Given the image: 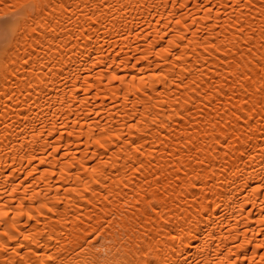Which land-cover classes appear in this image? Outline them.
<instances>
[{"label":"bare ground","instance_id":"6f19581e","mask_svg":"<svg viewBox=\"0 0 264 264\" xmlns=\"http://www.w3.org/2000/svg\"><path fill=\"white\" fill-rule=\"evenodd\" d=\"M0 264H264V2L0 0Z\"/></svg>","mask_w":264,"mask_h":264},{"label":"snow or ice","instance_id":"6c2138e0","mask_svg":"<svg viewBox=\"0 0 264 264\" xmlns=\"http://www.w3.org/2000/svg\"><path fill=\"white\" fill-rule=\"evenodd\" d=\"M262 2H264V0H262ZM198 223H199V221H193L189 227V231L192 232ZM48 259L51 261L53 258L50 256Z\"/></svg>","mask_w":264,"mask_h":264}]
</instances>
